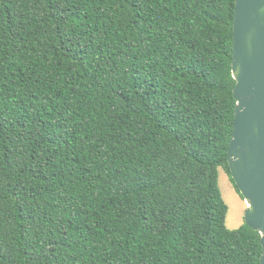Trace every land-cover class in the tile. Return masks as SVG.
<instances>
[{"label":"trees","instance_id":"1","mask_svg":"<svg viewBox=\"0 0 264 264\" xmlns=\"http://www.w3.org/2000/svg\"><path fill=\"white\" fill-rule=\"evenodd\" d=\"M235 5L0 0V264H261L219 186Z\"/></svg>","mask_w":264,"mask_h":264},{"label":"water","instance_id":"2","mask_svg":"<svg viewBox=\"0 0 264 264\" xmlns=\"http://www.w3.org/2000/svg\"><path fill=\"white\" fill-rule=\"evenodd\" d=\"M232 74L237 105L227 161L247 203L244 221L261 235L264 264V0H236Z\"/></svg>","mask_w":264,"mask_h":264},{"label":"rangeland","instance_id":"3","mask_svg":"<svg viewBox=\"0 0 264 264\" xmlns=\"http://www.w3.org/2000/svg\"><path fill=\"white\" fill-rule=\"evenodd\" d=\"M219 186L228 205L226 224L230 229H237L245 222L244 215L247 203L236 190L229 174L223 168L219 169Z\"/></svg>","mask_w":264,"mask_h":264}]
</instances>
